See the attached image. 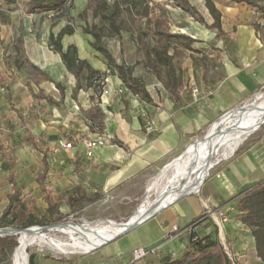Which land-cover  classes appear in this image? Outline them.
Listing matches in <instances>:
<instances>
[{"label":"crops","instance_id":"crops-1","mask_svg":"<svg viewBox=\"0 0 264 264\" xmlns=\"http://www.w3.org/2000/svg\"><path fill=\"white\" fill-rule=\"evenodd\" d=\"M158 1L146 0L143 3V6L147 3L150 7L151 20L157 19L163 31L184 34L193 39L190 49L170 43L167 50L173 77L176 79V85L170 86L173 91L166 88L154 71L146 65L142 49L146 44L136 46L126 41L120 36L122 34L120 30L119 34L106 37L119 38L121 42L119 41L118 48L110 47L104 38L117 62L122 60L127 66L133 67L132 75L142 81L149 94L150 101L147 102L131 93L115 72L110 75V81L115 87L101 98V101L94 97L91 84L86 78L87 72H84L74 99L71 92L76 80L67 72L59 53L53 50L48 38L50 32L56 36L65 25H71L73 32L64 34L61 38L63 51L68 45L74 44L78 58L86 60L93 69L104 71L108 69L107 61L91 46L93 37L83 32L85 22L81 20L84 24L79 27L77 22L76 25H72L62 17L55 18L46 30V43L43 42L41 16L43 12H28L27 5L22 11H18L16 2L0 0V130L3 128L12 130L18 124L28 137L24 144L35 149L40 145H52L53 142L48 141V138L51 134L55 137L58 130L63 128L60 125L58 128L52 124L45 125L43 112H37L39 118L30 119V116H25L29 105L39 103L43 107V102H48L32 98L27 84L31 85L34 92L39 87L46 95L59 101L61 94L55 83H60L63 86L62 102L59 105L50 103L55 121L61 123L62 108L71 106V109H68L73 115H78L81 121L75 130L83 133L84 125L85 128H89L88 133L94 134L88 138L100 134L110 137V145L91 150L86 160H82V154L73 151L71 155L66 154V157H69L66 161L65 153L74 150V146L62 152L61 156L65 161L63 165H50L47 158L42 156L47 166L44 186L54 200H60V209L65 205L64 199L69 201V197L77 194L97 198L96 193L128 187L138 180L142 186L145 170L157 167L172 154L185 148L191 138L215 124L221 114L238 106L264 86V15L260 11L242 1L211 0L220 14L221 26L218 33L217 29L209 27L213 18L205 0H187L196 8L205 23L189 16L174 5L172 0H169L170 4H166L167 9L160 8L157 12L155 8L160 4ZM254 1L264 6V0ZM86 3L87 0H74L70 15L80 20L76 15L83 10ZM174 13L182 18L183 22L165 30L161 17H166L167 24H170V18L172 16L174 18ZM142 21L145 25L144 18L138 23ZM153 29L151 23L149 27L146 26L145 33L156 37L157 46L154 49H159V38L153 33ZM18 36L21 37L20 50L16 47ZM179 52L187 57H184L183 63L176 67L175 56ZM38 70L45 72L51 80H45ZM22 73L26 75V81L19 79ZM163 73H166L165 69ZM65 78L70 80L64 82ZM44 83H47V86ZM120 87L125 89L123 95L115 93L116 88ZM192 88L198 89L196 95L192 94ZM82 94H86L84 99L81 98ZM94 103H98L105 112L102 131L91 125L80 110L87 109ZM74 107L78 112H75ZM2 113L11 119L5 118L4 121ZM28 132L33 137L34 145L29 140ZM5 140L0 133V143H4ZM80 144L81 153H86L83 144L81 142ZM69 159L78 166L77 170L70 173L71 181L68 179ZM9 178H13L16 183L13 174H10ZM262 180H264V131L243 143L228 160L216 167L205 182L203 181V186L200 185L202 187L200 196L186 195L175 200L120 237L125 238L124 242L118 240L115 250L119 249L117 253L125 252L129 256L132 248L136 246L148 247L164 240L166 249L178 257L189 242L190 232L182 231L186 226L192 224L193 231L207 235L210 231L209 218L213 224H217L215 218L201 215L209 213V206L214 205L216 210L227 209L230 213L224 228L228 238L237 240L234 249L243 253L241 262L258 264L259 258L256 255L253 236L242 223L236 221L235 215L237 196ZM61 191V198L56 199ZM69 206L71 207L70 201ZM174 226L179 231H174Z\"/></svg>","mask_w":264,"mask_h":264},{"label":"rangeland","instance_id":"rangeland-1","mask_svg":"<svg viewBox=\"0 0 264 264\" xmlns=\"http://www.w3.org/2000/svg\"><path fill=\"white\" fill-rule=\"evenodd\" d=\"M113 1L115 0H107L110 5L113 3ZM117 2L118 6L114 15V19L115 23L119 27L120 32L122 33L120 36H122V38H124L126 41L128 40L129 42L135 44L136 46H142L146 44L151 50H153L154 47L157 46L156 37L152 34L145 33L146 26L143 24V21L142 23H138V21L134 22L131 19V14L135 15L136 13L140 12L143 7V3L146 2V0H117ZM158 2L160 4L158 3L159 5H156L155 8L157 12L160 8L167 9L165 7L166 4H170L169 0H159ZM73 3L74 0L67 1L66 6L68 7V11L62 12L59 10H51L43 12V14L41 15L43 16V42L47 43L46 30L48 29L49 23H51L57 17H62L64 20L71 23L72 25H76L75 22H77V25H79V27L84 24L83 21L76 20L70 15L71 9L73 10ZM173 15L174 18L173 16L172 18H170V24H167L168 21L166 17H161V19L163 20L162 27L165 30L171 29L174 24H181V22H183V19L179 18V16L177 17L175 13ZM95 22L99 23V19H96ZM105 40L107 44L110 45V47L115 49L119 47V41L121 42V40L117 37L107 39L105 38ZM116 55H118V52L116 53ZM184 57L187 56H183V54L180 52L175 56L176 67L180 66V64L183 63ZM110 75V70L105 69L104 71H101L99 75L95 76L91 82L92 93L94 97L97 98L99 101H101V98H104V96L108 95L109 91H113L115 87L110 81ZM19 77L21 81H26V75L24 73H22ZM68 80H70V78H65L64 82H67ZM44 84L47 86V83ZM124 91L125 89L120 87L116 88L115 93L118 95H123ZM258 92H264V86L257 90L255 94ZM255 94H253L251 97H249L247 100H245L238 106L229 110L228 113L248 103ZM85 96L86 94H82L81 98L84 99ZM67 107L71 109V106ZM68 108H62L63 111L61 114V123L55 121V117L53 116L54 112L52 111V105L48 102H43V107H41L39 103H33L32 106L29 105L28 109H26L25 116H30V119L39 118L37 112H43V123L45 125L52 124V126H56L57 128L59 125L62 126L63 129L58 130L59 132L56 133L55 137H53L54 135L51 134V137L48 138V141L53 142L52 145H40L38 146L39 148L35 149L32 148L31 145L24 144L25 140H27L28 137L26 133L23 132V128L18 127L17 123L16 127H14V129L12 130H4V128L0 130V133L3 138L6 139L4 143H0V215L8 204L7 195L11 193V184L9 183L10 174H13L15 181L18 185L19 191V198L13 203L10 212L8 213V217L12 219V223L8 227L27 229L28 227H25V225L31 215L38 219L46 218L48 214L47 204L45 203L42 191L38 187V175L43 170V164L41 162L43 155L47 158V162H49L50 165L53 164V159L57 155V153L54 152V149L58 140L67 139L72 142V146L75 147L74 150L65 153L66 161H68L69 158L66 157V154L71 155L73 151H77L82 154V160H86V158L89 156V154H86L84 152V154L81 153L82 151L80 142L82 143V141L84 139H87L88 137H93L94 134L88 133L89 128H85L84 125H82V128H84L85 130L83 133L75 130V127L79 125L81 121L79 120L78 115H73L70 109ZM11 110L12 108L9 111ZM74 110L75 112H78L75 107ZM2 114L4 115V117L2 118L11 119V117H8L5 113ZM4 121H6V119ZM16 122H18V120H16ZM213 126L214 124L206 128L204 132H202L198 136L191 138L186 143L185 148H182V150H179L172 154L162 164L152 169L145 170V176L143 179L142 186H140L138 180L136 183H131L132 185L128 187L115 189L106 193H96L98 194V197L93 202L84 206H75L74 208H71L69 206L68 199H64L63 201H65V205L61 206L62 209H60L62 210L65 216V220L62 221V224L81 227L86 225H95L96 223L102 220H110L117 224L121 222H126L129 219L136 217L141 211V209H145L152 204L158 203L159 201H161L162 198L167 197L169 191L173 187V159L179 157L184 151L189 149L191 145L201 142L204 137L211 134V129ZM215 129H218V126H216L213 130ZM263 131L264 117L260 126L253 133L247 136L237 146L234 152L243 143L249 141L251 138L259 135ZM106 145H110V143H107L104 146ZM61 154L62 152L60 153V155ZM231 155L229 157H227L228 155L225 156L210 170H208V175L207 177L205 176L206 178H204L203 181L205 182V180L216 169V167H218L219 164H221L222 162L228 160ZM169 161L171 162L168 166H166L168 168H164L166 171L164 169L161 170V168ZM67 163L69 165L67 167L69 170L68 179L69 181H71L72 174L70 173H73L75 170H77L76 168L78 166H75L74 163H71L70 159ZM81 165L82 163L79 164V166ZM66 166L67 165H64V167ZM178 182L179 185L184 184L186 182V177L180 178ZM203 184H201V186H203ZM201 186H199V189L197 191L191 192L187 196H200L202 193ZM61 196L62 191L55 198L58 199L61 198ZM208 212L209 213H202L201 215L211 216L215 218L217 222V224H213V222L209 218V234L221 241L226 252L230 257L236 259L240 264H244L242 263L243 260H241L243 253L234 249V245L237 240L228 238L224 228L225 222L230 217L229 211H227V209L218 211L216 210L215 206L212 205L209 206ZM60 224L61 223L55 224L43 222L42 225L34 226L46 227V229L42 230V232L45 233L48 238H54V233L49 232L47 230ZM104 232L109 233V230L105 229ZM9 235L16 237L13 233H9ZM124 235H126V233H124L120 237ZM120 237L108 243H105L99 247H96L86 253H57L46 245H40L35 243L27 248V264L29 260V255L34 256L35 264H115L117 263V261L120 260L121 255L128 256L125 252H122L120 254L117 253L119 249L115 250L118 240L122 241V243L124 242L125 238ZM13 250L14 248L9 249L0 254V264H12ZM156 260L157 258L150 257L144 261L136 262L135 264H146L147 262H154ZM258 264H262L260 259L258 261Z\"/></svg>","mask_w":264,"mask_h":264},{"label":"trees","instance_id":"trees-1","mask_svg":"<svg viewBox=\"0 0 264 264\" xmlns=\"http://www.w3.org/2000/svg\"><path fill=\"white\" fill-rule=\"evenodd\" d=\"M7 2H16V0H3ZM68 0H28L26 2L27 11L40 13L51 10L68 11L66 6ZM173 4L180 7L185 13L201 23H205L203 17L197 12L196 8L191 6L187 0H172ZM245 2L252 7H255L264 15V6L258 4L254 0H237ZM206 7L213 18V22L209 25L210 28L217 29L220 32V14L215 9L211 0H205ZM118 6L117 0L113 1L110 5L107 0H87V3L83 10L77 13L76 17L85 22V26L82 28L84 33L90 34L93 37V41L90 42L91 46L97 50L107 61V68L111 73L115 72L124 86L133 94L137 95L139 99L143 101H150L148 92L146 91L142 81L132 75L133 67L127 66L122 60L117 62L113 53L107 47L104 38L119 34V27L115 23L114 15ZM150 7L146 3L140 12L135 15L131 14V19L134 22L139 21L141 18L145 19V25L147 27L153 23V33L159 38V49L150 50L147 45L142 46L144 52V58L146 65L154 71L156 77L163 83V85L169 90L173 91L170 86L176 85V79H174V73L169 63V55L167 50L170 43H174L176 46H180L186 49H190L193 39L189 36L180 33H171L169 31H163L161 29L160 22L156 19L151 20L149 16ZM163 12V9H161ZM99 19V23L95 20ZM258 27V25H255ZM73 32V27L69 24L65 25L54 36L52 32L49 34V44L53 50L59 53L62 62L68 73L74 76L76 82L72 88L71 95L76 99V93L80 88V78L84 72H87V81L91 84L95 76L99 75L98 70L93 69L86 60L77 57V48L74 44H70L63 51L61 38L64 34H70ZM16 47L20 50L21 37L16 39ZM165 69L166 73H163ZM45 80H51L45 73L38 70ZM169 76V77H168ZM167 78V79H166ZM61 94L59 101L54 100L51 96L45 94V91L38 87L34 92L31 85L27 84L28 92L32 98L40 100H46L49 103L59 105L62 102L63 86L60 83H55ZM38 86V84H37ZM83 116L95 126L98 131H102L104 128L105 112L98 105V103L92 104L87 109L80 108ZM29 134V140L32 141L33 137ZM44 164L43 171L38 176L39 188L45 195V202L47 203V216L46 218H35L30 216L25 227L34 225H42L43 222L49 223H63L65 216L60 210V200H54L51 194L46 190L44 186L45 175L47 171L46 162L42 159ZM9 182L12 184V193L7 196L8 204L0 215V228L8 227L12 223V219L8 217V213L13 203L19 198V191L13 178H9ZM96 197H87L86 195H75L69 197L71 207L84 206L93 202ZM235 215L236 221L242 223L246 229L251 232L254 239V247L257 257L261 263L264 264V180L260 181L253 187L241 192L236 198ZM17 245L16 237L2 234L0 235V254L13 249ZM28 264H35L34 256L29 255ZM146 264H240L236 259L230 257L226 252L221 241L211 234L201 236L195 231L190 232L189 242L182 254L178 257H172L170 255H163L157 257L154 262H147Z\"/></svg>","mask_w":264,"mask_h":264},{"label":"bare ground","instance_id":"bare-ground-1","mask_svg":"<svg viewBox=\"0 0 264 264\" xmlns=\"http://www.w3.org/2000/svg\"><path fill=\"white\" fill-rule=\"evenodd\" d=\"M263 117L264 92L256 93L242 107L229 113L226 112L215 122L211 134L204 137L201 142L191 145L179 157L173 159V187L167 197L162 198L156 204L141 209L136 217L128 220L127 224L102 220L95 225L81 227L57 225L47 230L54 233V238H48L42 230L36 227L22 229L20 232L8 230L7 233H13L17 240V245L12 253V264H27V248L35 243L46 245L57 253H86L99 247L103 242L108 243V239L140 222L157 207L164 204L169 205L175 200L197 191L207 175V166L212 165L219 158L223 159L228 154L230 155L251 134V130L260 126ZM216 126L218 129L213 130ZM182 177H186V182L179 185L178 181ZM105 229H108L109 233L104 232Z\"/></svg>","mask_w":264,"mask_h":264},{"label":"built area","instance_id":"built-area-1","mask_svg":"<svg viewBox=\"0 0 264 264\" xmlns=\"http://www.w3.org/2000/svg\"><path fill=\"white\" fill-rule=\"evenodd\" d=\"M28 0H16V5L18 6L17 10L22 11L25 8L26 2ZM26 17H29L28 14H25ZM192 94L196 95L198 92L197 88H192ZM110 143V137L105 134H100L95 136L94 138H87L82 141V144L85 148V151L87 154L95 148H98L100 146H104L105 144ZM72 142H70L67 139H60L58 140L56 147L54 149V152L57 153L55 158L53 159V164L63 165L64 164V158L60 155L61 152L68 151L72 149ZM174 231H179V229L174 226ZM182 231H192V224L189 226H186ZM166 241L158 242L152 246L144 247V246H136L134 247L129 257L126 255H121L120 260L117 261L115 264H135L139 261H144L148 259L151 256L160 257L163 255H170L172 257L175 256V253L172 251H169L166 249Z\"/></svg>","mask_w":264,"mask_h":264},{"label":"water","instance_id":"water-1","mask_svg":"<svg viewBox=\"0 0 264 264\" xmlns=\"http://www.w3.org/2000/svg\"><path fill=\"white\" fill-rule=\"evenodd\" d=\"M225 113H226V112H225ZM225 113H224L223 115H225ZM223 115L219 116L217 119L221 118ZM255 130H256V129L251 130L250 133L254 132ZM220 160H221V159L219 158V159H217L216 161H214V162L212 163V165L207 166V167H208V170H210V169H211L216 163H218ZM170 162H171V161L167 162V163L161 168V170L164 169L166 166H168ZM207 175H208V172H207ZM207 175H206V177H207ZM206 177H205V178H206ZM184 195H185V193H184ZM167 206H168V204H164V205H161V206L157 207L156 209H154L153 211H151L150 213H148V214L146 215V217H144L140 222H138V223H136V224H133V225H132L131 227H129L128 229H125V230H123V231H120V232H119L118 234H116L114 237L108 239L107 242H110V241L114 240L115 238L120 237L121 235H123L124 233H126L128 230H130V229H132V228H135V227L138 226L140 223H142V222L146 221L147 219L153 217L154 215H156L157 213H159L161 210H163V209L166 208ZM107 221H109V220H107ZM127 223H128V221L125 222V223L121 222V223H117V224H127ZM66 224H68V223H66ZM60 225H64V224L61 223ZM30 227H36V228H38V229H40V230H44V229H46V227H38V226H30ZM28 228H29V227H28ZM25 229H26V228H25ZM8 230H13V231H15V232H20L22 229L12 228V227H3V228H0V235H2V234L9 235V234L7 233ZM105 243H106V242H103V243H101L99 246H101V245H103V244H105Z\"/></svg>","mask_w":264,"mask_h":264}]
</instances>
